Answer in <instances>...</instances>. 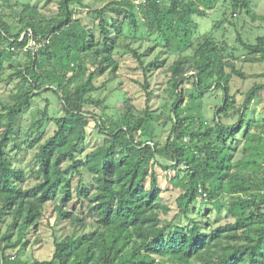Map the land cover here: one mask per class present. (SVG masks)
<instances>
[{"label": "trees", "instance_id": "obj_1", "mask_svg": "<svg viewBox=\"0 0 264 264\" xmlns=\"http://www.w3.org/2000/svg\"><path fill=\"white\" fill-rule=\"evenodd\" d=\"M84 2L60 0L58 13L48 16L36 6L0 0V83L19 81L8 101L0 99V264H264V118L251 116L264 84L250 89L241 105L230 86L234 76L246 77L238 61L264 63V32L254 41L243 33L249 22L264 30L255 0H110L91 11L94 26L76 17L75 7L88 8ZM15 6L22 9L10 22L6 11ZM220 6L222 19L197 37L195 18L207 19ZM227 23L236 30L235 46L216 37ZM29 31L38 44L46 41L35 54L24 51ZM130 40H152L177 56L169 68V101L162 110L152 107L147 73L159 57L145 66L127 43L144 71L145 83L135 82L146 106L138 110L127 99L113 117L91 95L98 77L117 76L116 50ZM20 58L27 62L15 66ZM9 69L15 73L4 79ZM47 94L62 112L50 115L47 101L31 126L54 133L29 139L28 149H36L30 183L16 162L26 144L19 129L34 99ZM213 95L219 103L210 119L205 107ZM92 135L101 143L84 148ZM157 168L180 190L172 220L162 217L171 209ZM52 202L54 221L46 217ZM201 202L233 221L204 228L190 217ZM181 217L191 225L178 222ZM44 220L54 235L61 222L73 230L55 237L48 260L32 261L25 254L39 242L31 236Z\"/></svg>", "mask_w": 264, "mask_h": 264}, {"label": "rangeland", "instance_id": "obj_2", "mask_svg": "<svg viewBox=\"0 0 264 264\" xmlns=\"http://www.w3.org/2000/svg\"><path fill=\"white\" fill-rule=\"evenodd\" d=\"M17 1H19L21 5L30 4L36 6L44 14L52 16L58 13L60 0H14V3ZM109 1L110 0H85L84 3L88 8L75 7L74 10L76 11V17L82 19L84 24L88 26H94L91 11L102 8ZM20 6H15V10L6 11L7 19L10 22L16 21L18 17L17 14L22 9ZM221 6V11L217 10L213 12L212 15L207 19L195 18L199 24V29L196 35L197 37L211 32L216 21L222 19V13L225 8H221ZM253 6L259 14H264V0H255ZM243 25L244 24L242 23L239 28H242ZM263 32V28H258V23L254 24L249 22L243 29V33H249L247 36L251 39V41H254L256 37L263 34ZM216 37L220 40H226L230 45L235 46L236 30L233 26L227 23L216 33ZM127 43L129 44L132 42L131 40L124 41L121 43L118 50H116V58L120 62V70L118 71L117 76H111L110 74H107L98 77L97 85L99 90L98 92L91 95L93 99L104 100L105 106L108 107V110H106L105 113L113 117L121 114L123 104L127 99H130L131 103L135 105L138 110H142L146 106V93L142 86L135 82L140 81L141 83H145L144 71L140 67L138 60L135 59L132 54L127 53L125 48V44ZM132 47L144 56L143 61L145 66L149 65L153 61H156V59H158L157 57H159L157 67L149 70L147 74L150 77L151 89L155 93L154 99L152 101V107L154 110H162L164 105L169 101L166 94V89L168 88V82L171 76L169 68L177 59V56L167 52L162 46L157 45L152 40L132 43ZM239 55H242V51L239 52ZM19 60L15 66H21L27 62L25 58H20ZM237 67L244 72L246 77L245 79H242L234 76L230 86L231 94L236 97L238 104L241 105L244 103L245 95L250 89H252L257 84H264V63L249 62L243 58L241 61L237 62ZM228 72H230V70H228ZM14 73L15 72L13 69H9L6 72L4 79H10V76L14 75ZM18 83L19 81L17 80L9 84L7 82L0 83V99L3 101H8L9 93L14 90ZM221 93L222 92L219 91L216 93V95L220 97L222 95ZM260 94L262 100L260 103H254V106L251 108V116L261 119L264 118V92H261ZM47 101L50 103L48 107L50 115H61V104H59V101L55 96L47 94L44 97H37L34 99L30 109L24 114L21 120V128L19 129L21 140H23L26 144L24 145L22 152L18 153L16 162L20 168L26 171L28 178L31 180L30 183L35 181L32 168L35 164L36 149H28L31 143V140L29 139L37 138L44 141L50 138L54 133L53 127H49L47 129L44 128L40 133L37 130L31 131L33 122L39 119V113L46 108L48 103ZM218 103L219 99L215 98L214 95L213 97L210 96L207 99L205 107L207 111L206 115L210 119L215 117L214 114ZM235 121L236 119L227 120L226 122L234 123ZM166 138L167 135L165 134L163 139L165 140ZM102 139L103 138L101 136L99 137L97 135L89 136L88 141L83 144V147L90 149L95 144L101 143ZM157 172L160 173L162 200L171 209L169 215L162 217L172 220L175 217H178L179 211L176 200L180 195V190L175 188L169 182V180L166 178V172L160 168H157ZM54 208L55 202L50 203L46 212V217L48 220H55L56 214L54 213ZM194 212L190 214V217H196L197 221H199L206 229H209V227L217 228L219 226H224L225 224L233 221L227 216L225 211L218 213L212 206L202 202L198 204ZM90 222L92 223V220H90ZM178 222L184 225H191L190 221L184 217L179 218ZM5 230L6 227L4 226L2 231L4 232ZM72 230L73 226L71 223L61 222L56 225L54 235V230L48 225V221L44 220L38 232L34 233L35 235L32 234L31 236L32 242L37 238L39 239V242L37 244H33L27 249L25 258L29 260L31 259L32 261L48 260L54 251L55 237L61 240Z\"/></svg>", "mask_w": 264, "mask_h": 264}, {"label": "built area", "instance_id": "obj_3", "mask_svg": "<svg viewBox=\"0 0 264 264\" xmlns=\"http://www.w3.org/2000/svg\"><path fill=\"white\" fill-rule=\"evenodd\" d=\"M29 37H30V39H29V43L26 45V47L24 48V51L25 52H32L33 54H35V52H37L38 51V49H39V47L41 46V45H44L45 43H46V41H44V42H42V43H40V44H38L37 42H36V40L32 37V32L31 31H29Z\"/></svg>", "mask_w": 264, "mask_h": 264}]
</instances>
